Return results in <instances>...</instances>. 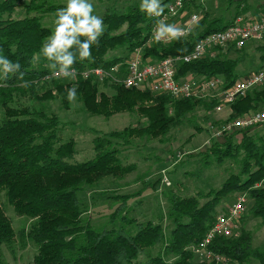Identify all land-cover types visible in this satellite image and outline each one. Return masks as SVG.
Returning a JSON list of instances; mask_svg holds the SVG:
<instances>
[{
  "label": "trees",
  "instance_id": "1",
  "mask_svg": "<svg viewBox=\"0 0 264 264\" xmlns=\"http://www.w3.org/2000/svg\"><path fill=\"white\" fill-rule=\"evenodd\" d=\"M18 1L0 0V55L19 63L20 72L24 73L23 81L18 78L19 73L10 75L7 80L0 79V192L18 215L31 220L29 228L18 234L21 242L29 241L36 247L30 264H195L192 246L203 239L218 213L217 203L229 192H246L252 200L250 214L264 224V123L262 135L248 130L225 134L222 143L212 141L201 154L203 164L211 162L209 156L212 155L214 163L221 165L229 160L237 169L216 192L197 197H180L171 191L164 193L165 217L172 226L168 234L161 225L162 213L158 223L140 222L126 215L128 210L134 209L128 208L131 196L106 195L110 210L106 223L94 226L91 215L83 217L89 212L87 203L79 197L84 189L96 187L108 177L121 178L135 167L133 164L123 166L116 151L97 138L93 158L80 163L67 162L74 154V144L72 140L59 139L58 117L43 108L23 103V99L41 102L60 98L67 107V90L73 86L59 79L41 81L42 76L53 70L49 64L54 62L42 52L43 45L53 35L42 20L50 16L56 21L55 14L64 8L63 5L56 0H27L21 6L24 15L13 17ZM168 1L161 4L164 6ZM185 3L187 0H183V7ZM104 13L101 18L106 30L99 37V44L91 46V60H81L76 54L73 67L78 71L97 66L109 68L120 62L123 58L116 55L109 59V53L123 50L127 56L136 47L143 46L154 23V19L137 6L127 7L119 14ZM201 24L186 37L174 39L170 45L153 43L149 48L143 47L144 55L162 59L187 54L197 39L230 25L223 24L220 18H204ZM200 27L203 29L199 31ZM78 39L83 41L87 37ZM46 62L48 67H45ZM238 62V59L218 53L214 58L183 64L178 73L205 79L221 76L223 88H227L238 78L235 73ZM78 77L74 84L77 98L88 113L109 116L113 112H137L146 120L137 129L127 128L116 133V138L122 134L119 140L123 141L134 133L163 137L181 123L185 114L197 107L213 110L217 104L215 100L171 99L164 94L141 93L118 84L110 85L113 94L108 97L98 94L96 85L90 80ZM229 106L228 120L264 108V85L248 91ZM212 124L218 125L215 121ZM158 184L156 180L154 188ZM200 199L205 201L200 204ZM15 236L0 202V264H4L2 247H9ZM208 247L237 264L249 259L264 264V247H252L251 234L242 230L237 237H216ZM153 249H157L154 255L151 254ZM196 264L213 263L204 260Z\"/></svg>",
  "mask_w": 264,
  "mask_h": 264
},
{
  "label": "rangeland",
  "instance_id": "2",
  "mask_svg": "<svg viewBox=\"0 0 264 264\" xmlns=\"http://www.w3.org/2000/svg\"><path fill=\"white\" fill-rule=\"evenodd\" d=\"M26 1L20 0L17 2L16 11L12 14L13 17L24 15L21 6ZM163 1L161 0V2ZM67 2L68 0H56V3L63 5V7L67 6ZM89 2L94 6L93 15L102 17L105 11L119 14L125 12L127 7H140L142 0H89ZM42 24L49 27L54 33L56 23L52 17H45L42 20ZM116 55H119L120 59L126 57L123 50L111 52L108 57L110 59ZM252 56L258 57V54L254 52L245 62H241L239 68L244 63L249 64ZM38 61L39 59L34 63L35 67H37ZM45 67H48L47 62ZM237 70L236 68V73ZM78 78L76 76L74 79L59 80L74 86ZM85 80H90L96 85L98 94L104 93L108 97L113 94V89L110 87L111 84L109 82L103 81L100 83L91 79ZM47 88H50V85ZM135 90L141 93L147 91ZM22 101L27 106L43 108L45 112L55 114L58 117L60 121L59 139L63 142L72 140L74 144V154L66 160L67 162L80 163L93 158L96 153L94 140L97 138L104 145L108 143L107 148H112L116 151V157L119 158L123 166L134 165V170L123 177L105 178L96 187L84 189L79 194L82 201L87 203L89 210L82 216L91 215L90 221L94 226H99L107 221V215L110 210L106 202V195H126L132 197L128 202V208H134L133 210H128L126 215L134 217L140 222L150 220L153 223H158V216L162 213L163 222H161V225L166 234H168L172 226L165 217L167 203L164 199V193L171 191L180 197H197L198 194L206 196L210 191L216 192L229 177V174L237 172L235 165L229 160L224 161L221 165L214 163V156L212 155L209 156L211 159L209 163L203 164L201 160V154L207 151L212 141L222 143L224 139V137L218 140L211 139L209 125L214 121L216 124L219 121H223L219 119L222 114L212 113V109L195 108L192 112L185 114L181 123L172 127L163 137L142 136L134 133L128 136L126 141H123L119 140L122 134L119 135V138H116V133L120 134L127 128L129 130L137 129L138 126L146 123V120L139 113L126 111L113 112L109 116L93 115L84 109L77 97L74 101H68L67 107L63 105L60 98L41 102L27 99ZM262 109L264 108L260 110ZM251 111L253 110L248 112ZM1 115L2 110L0 108V117ZM249 132L262 135L263 129L262 126H257ZM164 178L169 184L162 181ZM156 180H159V184L154 188L153 183ZM241 195L247 196L248 202L247 212L241 221L240 230L251 234L252 247H264V224H262L260 218L250 214L249 210L252 200L246 192L236 191L222 195L215 210L217 212L226 210L227 206L231 205ZM137 201L138 204L135 205ZM204 201L203 199L199 200L200 204ZM0 202L3 212L16 235L14 242L9 247H2L3 263L30 264L36 253V247L29 241L21 242L18 234L22 230L29 228L31 220L25 216L18 215L13 207L7 203L2 192H0ZM187 248L189 249L190 247ZM156 253L157 249L151 251L153 255ZM192 261L196 264L204 260H201L194 253ZM224 264L237 263L227 260ZM243 264L259 263L256 260L249 259Z\"/></svg>",
  "mask_w": 264,
  "mask_h": 264
},
{
  "label": "built area",
  "instance_id": "3",
  "mask_svg": "<svg viewBox=\"0 0 264 264\" xmlns=\"http://www.w3.org/2000/svg\"><path fill=\"white\" fill-rule=\"evenodd\" d=\"M183 0H171L164 5V12L160 17L151 16L154 23L151 26L147 41L143 46L136 47L120 62L109 68L89 67L81 71L75 69V77L80 75L83 79H91L100 82L107 81L110 84H118L124 88L147 90L153 94H164L171 99L195 98L204 101L215 100L212 113L222 114L223 120L219 126L209 125L211 139L218 140L225 134H232L241 130H252L264 123V110H253L244 113L241 117L228 120L231 113L230 104L235 102L252 89L264 85V69L250 72L244 76H238L237 80L227 88H223L221 76L205 79L193 74L179 75V67L204 58H214L222 49L233 47L240 49L247 41H260L264 35V18L242 19L237 17L223 30L210 32L196 40L191 50L184 55L168 56L156 59L153 56H145L143 47H151L153 43L170 45L174 39H162L156 41L154 29L158 20L166 24L173 21L184 11ZM198 13L189 15L181 25H175L184 32L179 38H184L195 28L199 22ZM51 79H69L59 74V68L42 76L41 81ZM162 181L167 183L166 178ZM169 184V183H167ZM248 197L239 196L227 209L218 212L214 221L205 233L203 239L192 247L193 253L201 260L213 264H224L225 257L213 252L208 246L216 237H237L240 234L241 221L247 212Z\"/></svg>",
  "mask_w": 264,
  "mask_h": 264
},
{
  "label": "clouds",
  "instance_id": "4",
  "mask_svg": "<svg viewBox=\"0 0 264 264\" xmlns=\"http://www.w3.org/2000/svg\"><path fill=\"white\" fill-rule=\"evenodd\" d=\"M140 11L149 16L160 17L164 12L161 0H142ZM94 6L89 0H68L67 6L56 12V27L53 35L47 39L42 47L43 55L50 61L51 69L59 66V74L65 78H75L76 54L81 60H91V46L99 44L106 30L101 17L93 15ZM184 32L174 24H166L163 20L157 21L154 29L156 41L162 39H178ZM87 39L81 41L78 37ZM76 46L73 49V46ZM70 49H73L70 51ZM19 73V79L23 81L24 73L20 72V64L0 55V79L7 80L10 75ZM27 84V81H24ZM77 97V87L73 86L67 90L68 100L74 101Z\"/></svg>",
  "mask_w": 264,
  "mask_h": 264
},
{
  "label": "crops",
  "instance_id": "5",
  "mask_svg": "<svg viewBox=\"0 0 264 264\" xmlns=\"http://www.w3.org/2000/svg\"><path fill=\"white\" fill-rule=\"evenodd\" d=\"M232 1V4H229L227 0H187L184 11L173 21V24H183L189 15L193 13H198L199 21H202L204 18H220L225 25L231 24L237 17L245 20L264 18V0ZM237 4H240L239 7ZM237 11L239 13L235 14ZM201 21L195 25V28L202 26ZM195 28L192 31H195ZM202 29L203 27H200L198 30L200 31ZM254 52L258 54V57L252 56L249 64L244 63L239 68L241 62H245ZM219 54L239 60L236 67L238 69L237 73L235 70L238 76H244L250 72L264 69V35L260 41H247L240 49L227 47L226 49H222Z\"/></svg>",
  "mask_w": 264,
  "mask_h": 264
}]
</instances>
